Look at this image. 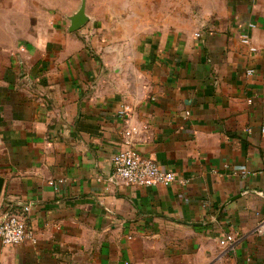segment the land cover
I'll return each instance as SVG.
<instances>
[{"label": "crops", "instance_id": "1", "mask_svg": "<svg viewBox=\"0 0 264 264\" xmlns=\"http://www.w3.org/2000/svg\"><path fill=\"white\" fill-rule=\"evenodd\" d=\"M187 1L0 0V264H264V0ZM124 130L173 183L108 180Z\"/></svg>", "mask_w": 264, "mask_h": 264}, {"label": "built area", "instance_id": "2", "mask_svg": "<svg viewBox=\"0 0 264 264\" xmlns=\"http://www.w3.org/2000/svg\"><path fill=\"white\" fill-rule=\"evenodd\" d=\"M248 26L254 27L253 24ZM241 39L242 42L248 44L249 35L243 33ZM251 50L255 51V48H251ZM128 113L127 107H122L118 112L122 119H125ZM262 133H264V127ZM133 134L132 130H124L121 133L124 147L111 158L112 172L108 180L117 186L143 188L158 185L168 186L173 183L176 180L175 174L161 169L156 162L154 153L145 156L132 147ZM29 210V205L7 208L0 219V244L2 246L18 245L29 237L25 226ZM253 233L257 236H264V218L257 222ZM234 243L235 238L232 235H226L219 241L222 248H229Z\"/></svg>", "mask_w": 264, "mask_h": 264}, {"label": "water", "instance_id": "3", "mask_svg": "<svg viewBox=\"0 0 264 264\" xmlns=\"http://www.w3.org/2000/svg\"><path fill=\"white\" fill-rule=\"evenodd\" d=\"M88 21V17L84 12V4H82L79 12H77L72 18H70V31H76L82 28ZM4 179L0 177V196L3 190Z\"/></svg>", "mask_w": 264, "mask_h": 264}, {"label": "rangeland", "instance_id": "4", "mask_svg": "<svg viewBox=\"0 0 264 264\" xmlns=\"http://www.w3.org/2000/svg\"><path fill=\"white\" fill-rule=\"evenodd\" d=\"M167 1L169 2L167 4L169 7L174 4L176 8H179V0H156L157 7L162 8L164 2H167ZM181 7L183 8V4L181 5ZM186 7L189 13H192L196 10L198 11L200 8V6L197 5V0H188Z\"/></svg>", "mask_w": 264, "mask_h": 264}]
</instances>
